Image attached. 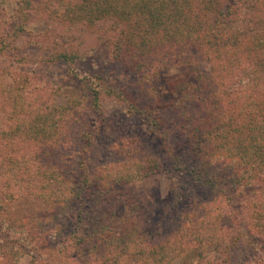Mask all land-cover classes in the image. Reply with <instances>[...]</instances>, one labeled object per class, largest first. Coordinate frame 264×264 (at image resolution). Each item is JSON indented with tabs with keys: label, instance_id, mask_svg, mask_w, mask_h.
Wrapping results in <instances>:
<instances>
[{
	"label": "trees",
	"instance_id": "obj_1",
	"mask_svg": "<svg viewBox=\"0 0 264 264\" xmlns=\"http://www.w3.org/2000/svg\"><path fill=\"white\" fill-rule=\"evenodd\" d=\"M39 2L66 24L112 25L98 28L96 44L104 53L96 55L95 45L88 53L70 45L50 53L46 60L66 71L49 81L13 67L11 59L0 67V264H18L27 254V264H50L36 253L35 239L68 218L74 203L89 229L70 237L90 246L89 259L97 264H169L189 249L198 264H234L229 252L238 237L224 225L226 210L251 233L241 264H264V0ZM15 3L6 23L18 35L26 30L32 0ZM4 35L0 27V54L18 60L19 48ZM89 58L90 68L82 70ZM163 68L181 74L173 85L178 99H164L158 90ZM121 74L130 79L116 85L113 78ZM74 78L79 95L58 103L63 81ZM105 95L145 121L175 171L207 189L186 192L192 209L162 217L145 234L134 226L116 234L114 203L100 215L87 205V199L96 204L117 194L112 185L141 181L161 166L146 141L130 139L90 171L87 156L97 132L90 122L106 120ZM176 192L174 203L184 195ZM25 195L38 202L32 218L17 208ZM94 237L103 238L105 253L95 254ZM208 247L225 257H210ZM126 257L136 261L122 263ZM71 258L65 256V264H74Z\"/></svg>",
	"mask_w": 264,
	"mask_h": 264
},
{
	"label": "rangeland",
	"instance_id": "obj_2",
	"mask_svg": "<svg viewBox=\"0 0 264 264\" xmlns=\"http://www.w3.org/2000/svg\"><path fill=\"white\" fill-rule=\"evenodd\" d=\"M15 4V0H0V27L7 41H11L13 45L19 48L15 51L19 61H15L13 56L5 57L0 54V67L5 63L4 60L11 59L13 67H21L25 71L34 73L37 78L42 77L43 81H49L58 73L64 74L66 71L64 64L51 63L46 60L50 53L59 49L58 46L70 45L72 48H76L79 53H88L92 49L91 47L95 45L96 55L98 52L104 53L103 50H106L104 45L96 44L98 42V28L106 29L112 25L111 21L97 22L98 28L80 24H66L60 21L54 12L48 10L46 6H40L39 0H32V7L29 9L30 16L25 25L26 30L18 35H13L12 30L8 32L7 26L9 24L6 23L8 21L6 16L13 12ZM54 5L51 3L49 7ZM89 56H93V54ZM90 60V58L86 59L80 65L82 70L90 68ZM101 71L103 70L101 69ZM112 71L116 73L115 70ZM180 77V72L170 68H163L160 71L156 78V84L164 99H178L179 92L173 88V85ZM113 79H115L116 85H122L128 82L130 76L121 74ZM80 88L81 84L78 79L64 80L61 87L62 92L58 96L57 102L63 103L70 96L77 97L81 91ZM131 91L134 93L133 90ZM136 95L138 96V94ZM102 99L106 120L100 122L99 118L91 117L93 121L90 122L91 126L97 128L87 156L90 171L93 172L110 153L114 155L117 149L128 145L130 139L146 141L160 155L161 166L155 173L141 181L112 185L111 187L115 189L117 194L98 201L96 204L89 203L90 200L87 199V205L92 207V212L100 215L114 203L117 216L115 233L120 234L127 227L134 226L139 234H145L151 232L162 217L192 209V202L187 197L186 192H205L207 190L205 186L195 182L187 172L175 171L171 167L164 145L148 131L145 121L139 115L128 113L126 106L114 98L105 95ZM125 134H130L131 137L125 138ZM171 145H174L175 153L182 154L181 161L184 164L188 163L182 148H178L174 141H171ZM176 191H181L184 195L182 200L174 203ZM25 196L18 200L17 208L30 212L32 218L33 207L38 205V202L30 195ZM128 203H131L135 208L129 206ZM81 207L78 203H74L72 205L73 212L68 218H62L54 227L55 229L52 228L47 232V235L35 239L36 253L50 264L67 263L65 256H71V261L74 264H97L88 256V251L92 248L86 244L79 246L78 243H75V239L70 237V233L83 236L89 229L84 219L79 221L78 211ZM233 207L237 206L234 205ZM224 225L231 234L238 237L229 252L230 261L234 264H241L249 254L248 242L251 240L249 228L245 221L235 217L233 212L229 210H226ZM92 243L96 255L105 253L103 238L96 239L94 237ZM207 250L210 257L220 256V259L225 257L219 250L215 251L211 247H208ZM29 258L28 254L25 255L18 264H27ZM134 261L136 259L132 260L126 257L123 258L122 263ZM169 264H198L196 251L194 249L186 250Z\"/></svg>",
	"mask_w": 264,
	"mask_h": 264
}]
</instances>
